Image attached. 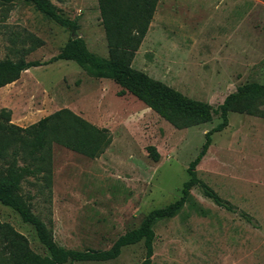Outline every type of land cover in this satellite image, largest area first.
Segmentation results:
<instances>
[{"label":"rangeland","instance_id":"obj_1","mask_svg":"<svg viewBox=\"0 0 264 264\" xmlns=\"http://www.w3.org/2000/svg\"><path fill=\"white\" fill-rule=\"evenodd\" d=\"M51 1L78 29L59 25L22 0L0 4V59H15L14 49L28 46L29 35L43 43L27 60L46 62L77 36L92 52L108 56L97 0ZM132 64L215 108L238 85L263 81L264 0H159ZM120 89L66 59L26 69L0 87V110L11 112L13 124L26 127L67 107L112 135L96 158L53 144L50 184L42 173L22 182L34 213L67 248H108L151 210L179 199L190 161L205 133L220 122L214 114L209 122L176 128ZM149 145L159 152L158 161L149 156ZM197 172L224 204L195 186L192 194L207 211L185 206L160 220L150 264H264V117L230 112L228 125L212 134ZM0 221L47 253L34 227L2 203ZM145 254L140 241L112 260L65 264H140Z\"/></svg>","mask_w":264,"mask_h":264},{"label":"trees","instance_id":"obj_2","mask_svg":"<svg viewBox=\"0 0 264 264\" xmlns=\"http://www.w3.org/2000/svg\"><path fill=\"white\" fill-rule=\"evenodd\" d=\"M17 0H0L1 5ZM32 4L39 12L56 23L73 30L78 23L61 15L51 0H22ZM104 28L108 56H101L87 47L84 38L71 37L46 62L27 60L25 56L43 42L33 35L27 36L28 46L16 47V58L0 59V87L16 81L21 73L59 59L73 60L89 75L108 78L117 83L119 94L131 93L176 128H185L209 122L213 115L220 118L205 133V141L196 157L190 161L182 195L165 207L151 210L138 227L120 234L108 248H67L59 244L53 230L34 213L31 203L22 194V182L28 176L42 173L50 184L52 178L51 155L53 144L61 145L90 158L100 156L110 145L112 135L106 127H99L70 108H61L37 122L21 127L10 122L11 112L0 110V203L11 207L21 219L31 224L41 244L47 251H35L28 238L10 223L0 221V264H65L80 261H107L117 258L123 247L143 241L146 254L140 264H150L156 237L155 225L179 214L185 206L198 214L204 209L194 198L192 189L200 185L204 194L215 203L223 205L221 197L200 179L197 165L206 154L212 134L229 123V113H245L264 117L261 105L264 100L263 81L242 83L228 93L223 101L213 107L210 103L190 97L162 80L150 76L133 66V60L148 29L159 0H97ZM149 156L159 160L153 145L147 146Z\"/></svg>","mask_w":264,"mask_h":264}]
</instances>
